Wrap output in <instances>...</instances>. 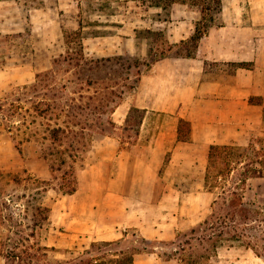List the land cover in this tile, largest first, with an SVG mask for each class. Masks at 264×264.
Listing matches in <instances>:
<instances>
[{"label":"rangeland","instance_id":"1","mask_svg":"<svg viewBox=\"0 0 264 264\" xmlns=\"http://www.w3.org/2000/svg\"><path fill=\"white\" fill-rule=\"evenodd\" d=\"M155 2L17 0L14 4L13 13L9 15L10 25H13L10 32L0 31V98L6 111L12 113L7 122L0 124V264H73L80 257L120 264V260L140 247H154L157 255L149 259L148 252L136 253V263L127 264H180L177 258L167 261L166 253L170 254L175 245L159 240L144 242L143 236L133 229L111 244L91 237L90 218L97 205L95 201L99 200L92 187L104 178L93 165L105 148L108 154L113 153V147L105 146L103 139L112 135L120 140L121 147L141 146L145 142L144 137H139L140 127L134 118L128 125L114 120L113 103L108 101L110 88L106 83L110 86V81L117 79L121 87L124 77L128 76L126 65L135 57L144 70L143 62L152 58L148 56L151 47L150 55L154 57L155 51L166 48V41L173 45L179 43L174 40L172 30L175 23L185 22L183 4L195 10L201 7L192 5L193 0L170 3L166 8L163 1L160 6ZM220 21L219 13L214 25ZM178 51L186 52V47L173 46L169 55ZM117 56H122L123 60L115 59L100 67L91 63ZM136 70L133 62L129 70L132 79L136 77ZM87 77L107 79L104 83L89 85ZM37 81L42 89L36 92L31 85ZM124 91L116 107L133 94V89L124 88ZM40 99L51 102L52 111L58 114L49 112L35 118L34 108ZM124 107L125 104L120 106L115 114L118 120L123 116ZM1 116L3 111H0V120ZM82 126L87 128L76 140L75 137L58 142L52 139L54 130L61 138L62 129L77 132L83 130ZM261 141L257 135L249 143L235 147L244 151L246 161H251L256 157L255 152L246 148L250 144L257 149L264 148ZM63 156L67 162L57 170ZM65 171L68 173L63 178ZM73 177L76 190L71 195L65 191L72 185ZM238 178L235 171L229 184L233 187L239 184ZM243 189L244 200L264 210V176L249 177ZM147 191L143 189L145 194ZM218 191L213 192L214 198ZM162 192V187L153 191L155 197ZM38 205L47 207L48 212H39ZM210 212L211 206L195 224L179 233L189 232ZM43 214L47 216L44 218ZM257 224L259 222L253 225ZM92 241L98 244L87 254ZM263 245L264 242L257 241V248L263 252L258 255L244 241L225 240L212 264H264ZM45 246L54 249L45 250Z\"/></svg>","mask_w":264,"mask_h":264},{"label":"crops","instance_id":"2","mask_svg":"<svg viewBox=\"0 0 264 264\" xmlns=\"http://www.w3.org/2000/svg\"><path fill=\"white\" fill-rule=\"evenodd\" d=\"M16 1L0 0V31L10 32ZM183 6L185 22L175 23V41L188 39L201 17ZM220 18L199 39L195 55L152 62L122 118L115 114L124 104L113 111L122 125L131 107L144 109L138 133L145 142L121 147L112 135L103 139L113 153L105 148L93 165L104 178L92 187L99 195L90 218L92 240H119L131 229L150 240H175L214 199L205 186L210 146L245 145L257 135L264 142V0H223ZM181 119L190 125L185 140L178 136ZM157 187L163 192L155 197Z\"/></svg>","mask_w":264,"mask_h":264},{"label":"trees","instance_id":"3","mask_svg":"<svg viewBox=\"0 0 264 264\" xmlns=\"http://www.w3.org/2000/svg\"><path fill=\"white\" fill-rule=\"evenodd\" d=\"M163 1V8H166L168 4L175 3L177 1L186 2V0H156V5L160 6V3ZM199 4L201 17L196 22L195 30L193 34L186 40H180L177 44H172L167 42L166 48L158 49L155 51V55L153 57L152 47L149 49V55L152 56L151 60L144 61L145 69L147 70L152 62L164 58V57H189L195 55L198 41L199 39L207 35L209 30L215 26L216 16L221 13L223 9V0H193L192 5ZM148 32H152L150 29H146ZM78 34V32H75ZM189 44L192 45L189 47ZM173 46H182L186 47V52L178 51L175 55H169L170 51H172ZM180 50V49H179ZM115 59L123 60L122 56L117 57H107L99 60H92L96 67H100L101 65H106L107 62H112ZM80 60L77 61V64L80 65ZM133 62L135 64L136 77L132 79V76L129 73V70L132 68ZM132 63L126 65V72H128V76L124 77V82L115 79L111 80L112 84L109 86L106 83V87L110 88L109 96L110 99L108 101L112 102L111 111H114L119 100L122 99L123 94L125 93L124 88L134 89L139 81L140 76L144 72L140 68V61L137 57L134 58ZM85 64H89V61H85ZM139 65V67H138ZM92 68V66H90ZM38 76V75H37ZM99 76V75H97ZM96 79H92L90 77L86 78V82L90 85L92 83H104L106 81V77H95ZM118 78V77H117ZM132 80V81H131ZM57 83V82H55ZM113 85V86H112ZM41 83L38 81L35 84L31 85L32 89L36 92L42 89ZM41 87V88H40ZM105 87V88H106ZM116 87V89H115ZM27 88V87H25ZM119 88V89H118ZM46 94L45 92L43 93ZM0 98V111H3V116H1L0 124L3 122H7L8 116L12 113L6 111L5 107H3V103H1ZM12 105V104H11ZM13 107L15 105H12ZM19 106L16 105L15 108ZM20 108V107H19ZM22 108V107H21ZM53 106L51 102H47L43 99L37 101V105L34 110L36 112L35 118L37 116L44 117L45 114L52 112ZM15 110V109H14ZM13 110V111H14ZM62 109L61 111H63ZM145 116V110L138 107H131L127 117H126V125L133 120L140 127V124ZM5 120V121H3ZM36 120V119H34ZM7 128L6 126H4ZM9 127V126H8ZM86 126H82L81 131L75 132L72 130L71 132L66 131L65 129L61 130V134H64L61 138L57 135L56 131L52 133V139L58 141L64 140L67 137H75V140L78 136H82L84 129ZM183 130H185L183 132ZM70 131V130H69ZM139 129H137V132ZM84 134V133H83ZM190 134V125L185 120L181 119L179 124V139H187ZM71 146H74V143L71 141ZM248 149L254 150V156L256 157L251 161H246L245 157H247L244 151H239L235 145H211L208 153V166L205 173V186L209 191L214 192L215 189H219L217 195L212 201L211 204V212L209 215L199 222L197 226L192 227L189 232H181L177 236H180L178 239L168 241L169 245H175L172 251L168 254V259L177 258L180 264H212L215 257L218 255V248L222 246L223 241L225 240H233V241H244L246 245L252 249H255L256 253L262 254L263 252L257 248V241L260 240L264 242V210L256 208L244 200V185L247 182L249 177H260L264 176V148L257 149L253 144H250ZM69 157H72V154H68ZM75 156V155H74ZM66 159L63 156L60 160V165L57 167V170L62 169V165L66 163ZM220 163V165H219ZM60 168V169H59ZM73 170V167H70ZM235 171H237L238 179L240 183L235 185L234 187L229 184L231 178H233ZM68 171L63 173L66 175ZM72 185H68L67 190L65 191L67 194H72L76 190V178L73 177ZM75 183V184H74ZM37 210L47 211L48 208L42 205L37 206ZM44 215V218L45 214ZM259 222L257 225H253L254 223ZM40 224V223H39ZM256 229V230H255ZM142 241L147 242L151 241L145 237H142ZM113 241H103V244H111ZM96 241H92L90 245V249L86 251V253H90L92 249L97 245ZM168 245V244H167ZM45 250L54 249V247H44ZM264 249V245H263ZM155 251V248H147L140 247L135 249L132 253L126 255L122 260L119 261L120 264H127L133 261L134 254L142 253V252H152ZM15 256V255H14ZM20 258L18 255H16ZM60 262V261H58ZM73 264H104L103 261L94 262L92 257H80Z\"/></svg>","mask_w":264,"mask_h":264}]
</instances>
